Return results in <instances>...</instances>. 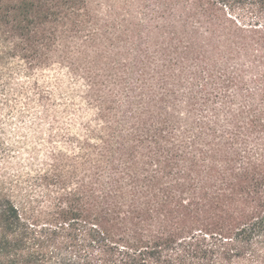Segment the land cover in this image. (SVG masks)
<instances>
[{
	"label": "rangeland",
	"instance_id": "obj_1",
	"mask_svg": "<svg viewBox=\"0 0 264 264\" xmlns=\"http://www.w3.org/2000/svg\"><path fill=\"white\" fill-rule=\"evenodd\" d=\"M47 1L59 17L24 53L23 117L0 136V186L31 220L60 197L112 239L145 238L264 199L238 189L264 174L261 31L213 0Z\"/></svg>",
	"mask_w": 264,
	"mask_h": 264
},
{
	"label": "trees",
	"instance_id": "obj_2",
	"mask_svg": "<svg viewBox=\"0 0 264 264\" xmlns=\"http://www.w3.org/2000/svg\"><path fill=\"white\" fill-rule=\"evenodd\" d=\"M47 2L0 0V136L11 117H23L18 100L28 95L26 79L33 78L24 53H34L36 29L59 17ZM215 2L225 7L237 27L261 31L264 37V0ZM244 176L250 179V188L238 187L240 191H264V174ZM57 199L43 221L31 220L25 203L0 186V257H6L8 264H264V199L260 197L251 200L247 213L219 215L197 229L178 224L173 230L149 232L145 238H133L132 231L130 237L118 239L109 236L99 214L88 220L78 208ZM133 201L140 208L141 203Z\"/></svg>",
	"mask_w": 264,
	"mask_h": 264
}]
</instances>
